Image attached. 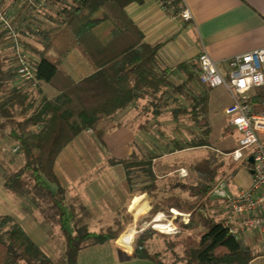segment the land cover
Here are the masks:
<instances>
[{"label":"trees","instance_id":"trees-1","mask_svg":"<svg viewBox=\"0 0 264 264\" xmlns=\"http://www.w3.org/2000/svg\"><path fill=\"white\" fill-rule=\"evenodd\" d=\"M143 1L44 0L36 7L30 0H13L5 7L12 23L21 31L33 34L42 43V49L26 43L33 77L24 84L16 82L15 57L12 52L5 56L2 51L7 38L0 28V136L8 135L19 146L25 160L17 172L4 178L2 186L17 197H26L32 188L34 192L43 188L42 192H36L45 195L55 209L66 242V264H77L85 240L93 238L97 243L115 240L133 219L127 206H122L112 224L99 231L75 232L66 227V218L73 213H66L65 191L54 168L58 155L78 134L89 129L99 134L106 118L140 99L147 100L145 107H149L155 117L170 102L179 101L171 110L173 120L180 122L182 117H189L199 128L200 135L190 141L174 139V146L167 151L211 146L208 100L213 87L199 81L194 67L182 81L175 73L185 64L176 68L159 66L160 43H147L126 12L130 3ZM52 10L55 16L50 18H53L51 25L40 27L39 14ZM73 49L80 51L94 69L80 80L72 79L61 68ZM43 84L50 85L57 94L52 98L42 94L36 102L35 94L42 93ZM30 85L34 86V92L28 89ZM248 101L254 111L264 110V86L256 87ZM151 161L150 157L144 160L130 157L114 160V163L122 164L128 175L139 165L144 169L150 181L141 192L160 198L152 207L153 213L171 215V209L178 211L173 218L176 230L170 235L151 226L143 229L133 242V255L156 264H169L159 251L148 250L149 239L159 235L165 238L167 249L173 253L181 248L178 260L184 264H249L255 257L252 247L243 239L235 238L214 214L198 206L219 175H223L219 166L202 159L191 166L204 177L201 183L189 185L175 181L170 184L168 193L160 195ZM248 164L250 169L252 165ZM25 172L29 173L33 185ZM53 184L55 189L50 186ZM175 189L187 192V197L182 198ZM179 213H188V220H181ZM0 264L55 263L6 214L0 215Z\"/></svg>","mask_w":264,"mask_h":264},{"label":"crops","instance_id":"crops-1","mask_svg":"<svg viewBox=\"0 0 264 264\" xmlns=\"http://www.w3.org/2000/svg\"><path fill=\"white\" fill-rule=\"evenodd\" d=\"M0 1L5 5L13 0ZM186 2L192 13L190 20H183L163 11L155 0L133 2L126 7L128 16L140 28L144 40L150 44L160 43L158 64L161 68H176L179 64H185L182 69H176L175 76L180 80L189 77L190 71L193 70L191 61L202 51H206L221 73H225L226 60L229 57L264 47V0H186ZM45 11L39 14L40 27L51 25L53 18H50L55 16L54 10ZM28 44L35 49H42V43L36 37L35 40L28 41ZM6 50L5 56L11 55L10 48ZM61 68L74 80H80L94 71L77 49L68 53ZM16 82L27 83L19 79ZM46 85L41 86V94H35L36 102L42 94L49 98L56 96V90ZM33 87L30 85L28 89L34 92ZM254 89L250 90V93ZM146 101L140 99L106 118L101 123L99 134L93 131L81 132L58 155L54 169L59 184L65 191L66 213H73L72 216L68 215L69 222L98 224V228L89 231H99L112 224L122 206H127V211L133 217L128 225L130 226L146 216L150 208L158 202L156 200L159 197L152 198L141 192L139 183L142 179L137 178L135 181L122 164L114 163V160L132 156L137 158L134 154L138 151V147H141L140 143H145L146 152L143 155L146 156L145 159L152 158L153 172L159 178L155 169V160L170 152H164L156 157L155 124L164 113L171 114V110L180 102H170L168 107L155 117L152 110L145 107ZM232 101L231 93L223 85L215 86L209 92L210 143L221 140L224 133L232 127L229 116L225 113V108ZM239 135L236 138L225 135L223 140L228 149L236 146ZM6 141L14 142L8 135L0 136L1 147ZM15 146L17 144L12 149ZM2 149L5 152V147ZM62 162L65 163L64 167ZM137 171L139 170L134 168L130 173L134 174ZM145 180L146 183L150 181L148 177ZM250 180L251 173L244 187L249 185ZM7 194L14 196L2 186L0 196L5 197ZM27 196L19 197L21 204L10 198L12 203L8 207L4 206L0 215H10L39 247L46 246L44 252H47V255L54 254L55 250L52 249L47 236L53 227L49 226L48 219L37 214L40 212L37 199L35 197L27 199ZM56 218L57 226L61 229L59 219L57 216ZM70 229L75 230L72 226ZM137 231H139L138 235L142 230ZM105 242L97 245H107L109 249L115 251L114 253L120 255V259L117 257L119 261L112 260L113 262L105 264H156L148 258L135 257L132 250H123L113 241Z\"/></svg>","mask_w":264,"mask_h":264},{"label":"rangeland","instance_id":"rangeland-1","mask_svg":"<svg viewBox=\"0 0 264 264\" xmlns=\"http://www.w3.org/2000/svg\"><path fill=\"white\" fill-rule=\"evenodd\" d=\"M4 6H10L9 2H7ZM7 47L2 50L4 53H6ZM3 54V53H2ZM47 86V85H46ZM49 88L54 90L51 86L48 85ZM53 97V96H51ZM10 125H8L9 127ZM199 128L197 125L189 119V117H182V121H174L170 113H164L161 115L158 119V123L155 124V155L156 157L159 154L168 152L167 150L174 146L173 140L177 139L180 141L184 140H192L195 136L196 138L200 135V132L198 130ZM240 134V132L235 128L231 127L229 131L224 133V137H222L221 140L217 142H212L211 147L206 146H198L193 148H186L182 149L181 151H175L172 153H166L164 157L158 158L156 161V173L159 174V178L156 177V185L157 189L160 195H165L170 190H168L171 183H174L175 181H182L189 185H196L203 181V176L199 174L198 172L191 169V166L195 164L196 162L207 159L212 164H215L219 166V170L222 171L223 175H219L218 178L224 176L226 178L227 182V188L231 192H237L240 188H243L245 184L247 183L250 173H249V167H248V161L244 160H234L232 157V149L234 148H227L226 142H224L225 135L231 136L236 138V136ZM240 137V135H239ZM230 138V137H229ZM8 143V144H6ZM7 145V146H6ZM16 145L15 142H5V144L2 147H5V152L3 151L2 147L0 146V190H2V182L4 178L8 175H11L15 172H17L25 163L23 154L19 150L16 152L12 150V147ZM141 147H138V151L134 154L137 158L144 160L145 155H143L146 152L145 149V143H140ZM134 157V156H132ZM65 163L62 162V167H64ZM251 165V164H250ZM181 169H184V171H181ZM136 170H139L137 172H134V174L129 173L130 177L135 179L138 178L140 180L139 188L141 189L146 183L147 179V173L144 171V169L139 165V167H136ZM153 170V169H152ZM182 172V173H181ZM154 173V172H153ZM26 177L31 181L30 175L28 172H25ZM217 178V179H218ZM137 183V182H136ZM135 184V183H134ZM138 184V183H137ZM31 185H33V182L31 181ZM49 186V185H48ZM52 188L53 185H50ZM34 188H32V192L28 193L27 199L31 198L34 199V197L37 199V207L40 208V212H38V215H42L44 218L49 220V226H52V231H49L47 233L48 241L52 247L53 250H55L54 254H51L48 256L54 262L55 264H66L65 262V248H66V242L64 235L62 234L61 229L57 226V218L55 209L52 207L51 201L47 199V197L40 192H42L43 188L36 189V191H40L39 194L35 191ZM175 193L181 196L182 198L187 197V192L181 191L179 189H175ZM33 196V197H32ZM1 203H0V213L4 210V206L8 207L9 204L12 202L10 201V198H14L16 203L21 204L19 201V197L17 196H11V195H5V197L0 196ZM160 198H157L156 202L159 201ZM198 206L202 208L203 210H208L211 214H214L217 218L220 220L223 218L224 214L226 213V207L223 204L221 199H214L209 196V192L205 197H203L199 202ZM186 214V215H185ZM146 216L141 217L138 222L135 224H131L128 226V228H125L123 232L118 236V238L124 234L128 233L130 230L135 229L134 233L131 235V238L129 240L130 244V251L134 250V240L136 238V235L139 231L140 227H153L156 230L162 231L167 234H172L175 232V228L172 231H165L169 228H163V229H157L153 226L154 221H152L154 218L158 217V222H160L163 225H166L165 223H173V214L167 215L163 212H152V208L148 211ZM188 213H179V216L181 220L188 219ZM150 219L149 222L143 224V220ZM69 218H66V227L70 230V227H74V231L77 232L80 230L81 232L85 230L95 229L98 228V224L94 223H76V222H69ZM15 221V220H14ZM59 225V224H58ZM108 226V225H107ZM171 228V227H170ZM102 229V228H101ZM141 231V230H140ZM143 231V229H142ZM171 238V236L169 237ZM113 242L116 241L112 240ZM243 241L246 244H249L253 252L255 254V257L249 262V264H264V252L261 247V237L259 235V232L257 229L255 230H248L247 236L243 238ZM109 242V241H106ZM105 242V243H106ZM148 244V250L150 252L159 251L161 254V258L168 262L169 264H184L183 261L178 260V257L181 256L182 251L181 248H176L175 252L167 249L165 238L159 236V235H153L152 238L149 239ZM96 241H94L93 238L87 239L82 243V249L79 254V258L77 261V264H105L110 261L117 262L118 258L120 259V255L117 253H114L115 251L109 249L107 245L98 246ZM41 249L43 251H46V246L40 245ZM97 251V252H95ZM111 251V252H110ZM47 253V252H46ZM118 257V258H117ZM112 261V262H113ZM111 262V263H112ZM142 264H148V263H142ZM152 264V263H151Z\"/></svg>","mask_w":264,"mask_h":264},{"label":"built area","instance_id":"built-area-1","mask_svg":"<svg viewBox=\"0 0 264 264\" xmlns=\"http://www.w3.org/2000/svg\"><path fill=\"white\" fill-rule=\"evenodd\" d=\"M43 1L30 0L36 7L43 4ZM155 1L163 11L183 20L192 19L186 0ZM5 7L0 3V28L7 38L5 46L10 48L15 57L17 79L27 80L33 77V72L26 43L35 40V36L18 29L12 23L9 10ZM191 63L201 83L211 87L223 85L231 93L233 101L225 108V113L229 116L230 125L240 132L232 157L241 161H248L250 157L253 159L251 164L253 172L248 186L231 192L227 188L226 178L220 177L212 185L209 196L221 199L226 207V213L221 219L222 226L235 238L241 239L247 236L248 230L257 229L264 252V110L254 111L248 101L250 90L264 84V47L229 57L226 60L225 73H221L206 51L200 52ZM18 149L19 146H15L12 150L16 152ZM171 212L173 218L178 214L175 209H171ZM187 220L186 218L183 221ZM165 224L169 228L165 231H172L175 228L173 223ZM142 229L144 227L139 228Z\"/></svg>","mask_w":264,"mask_h":264},{"label":"bare ground","instance_id":"bare-ground-1","mask_svg":"<svg viewBox=\"0 0 264 264\" xmlns=\"http://www.w3.org/2000/svg\"><path fill=\"white\" fill-rule=\"evenodd\" d=\"M158 220V217L154 218L152 221H154L153 223V226L156 227V228H167V225H163L161 224L160 222L157 221ZM150 219H145L143 220V224L144 225L145 223L149 222ZM151 222V221H150ZM134 230L135 229H132L130 230L128 233H124L122 234L119 238L116 239L115 241V244L123 249V250H126V251H130V244H129V240L131 238V235L134 233ZM164 230V229H163Z\"/></svg>","mask_w":264,"mask_h":264},{"label":"water","instance_id":"water-1","mask_svg":"<svg viewBox=\"0 0 264 264\" xmlns=\"http://www.w3.org/2000/svg\"><path fill=\"white\" fill-rule=\"evenodd\" d=\"M248 162L250 163V164H252V162H253V159L250 157V158H248ZM249 172L250 173H252L253 172V170L252 169H249Z\"/></svg>","mask_w":264,"mask_h":264},{"label":"flooded vegetation","instance_id":"flooded-vegetation-1","mask_svg":"<svg viewBox=\"0 0 264 264\" xmlns=\"http://www.w3.org/2000/svg\"><path fill=\"white\" fill-rule=\"evenodd\" d=\"M251 169V168H250Z\"/></svg>","mask_w":264,"mask_h":264}]
</instances>
